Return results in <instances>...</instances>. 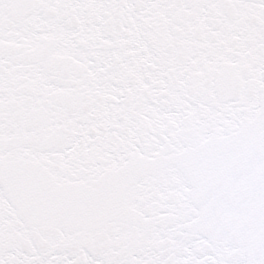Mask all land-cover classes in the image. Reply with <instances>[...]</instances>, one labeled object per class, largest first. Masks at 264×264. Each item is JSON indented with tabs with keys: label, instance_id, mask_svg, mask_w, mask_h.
I'll return each mask as SVG.
<instances>
[{
	"label": "snow or ice",
	"instance_id": "6c2138e0",
	"mask_svg": "<svg viewBox=\"0 0 264 264\" xmlns=\"http://www.w3.org/2000/svg\"><path fill=\"white\" fill-rule=\"evenodd\" d=\"M0 264H264V0H0Z\"/></svg>",
	"mask_w": 264,
	"mask_h": 264
}]
</instances>
